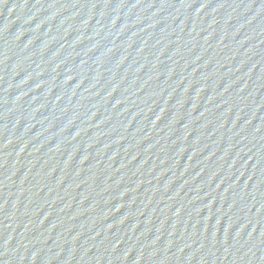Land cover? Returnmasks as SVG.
Masks as SVG:
<instances>
[{
  "label": "water",
  "instance_id": "water-1",
  "mask_svg": "<svg viewBox=\"0 0 264 264\" xmlns=\"http://www.w3.org/2000/svg\"><path fill=\"white\" fill-rule=\"evenodd\" d=\"M0 264H264V0H0Z\"/></svg>",
  "mask_w": 264,
  "mask_h": 264
}]
</instances>
